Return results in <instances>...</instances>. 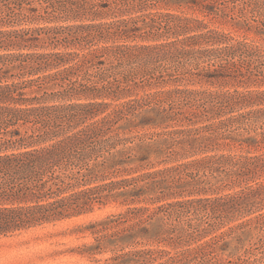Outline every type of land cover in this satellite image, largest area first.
I'll use <instances>...</instances> for the list:
<instances>
[{"label": "trees", "instance_id": "obj_1", "mask_svg": "<svg viewBox=\"0 0 264 264\" xmlns=\"http://www.w3.org/2000/svg\"><path fill=\"white\" fill-rule=\"evenodd\" d=\"M106 1H111L115 8L128 6L129 11L146 2ZM188 3L191 8L215 14L231 3L230 9H237L241 14L250 12L258 19L254 21L264 22V0H188ZM86 11L88 8L82 0H0V26H19L29 19L59 14L78 15ZM147 18L148 22L145 21ZM140 19L143 29L138 27ZM192 22L201 24L189 17L161 13L86 26L0 29V49L17 50L16 53L0 54V238L85 215L110 202H119L127 206L125 212L99 222L98 232L101 234L97 240L117 234L132 242L141 238L147 242L179 243L184 236L203 238L213 229L251 211L258 203L262 182L230 194L193 197L219 189V186L200 180L199 174H205L221 161L225 162L227 157L224 155L176 162L198 152L215 149L218 138L214 133L220 128L213 125L181 128L180 124V128L170 129L169 124L185 120L191 122L197 111L208 105L217 115L254 105L264 106V91L201 92L175 88L116 104L103 101L117 99L120 91L128 93V83L136 86L138 82L153 81L155 72L159 73L156 83L164 82V72L169 70L180 72L182 79L231 76L238 83H244V79L250 78H244L243 69L264 66V49L243 43L229 45L223 38L226 35L212 30L186 35L192 31ZM102 31L118 39L130 38L131 35L152 41L172 38L149 45L119 44L82 55L21 52L37 47L40 41L49 46L58 43L70 45ZM203 44L210 46L197 47ZM108 52L114 55L115 64L90 72L88 68L92 66L93 58ZM69 56L78 58L73 66L38 75L66 62ZM255 75L256 81H264V73ZM168 76L171 77L170 74ZM73 77L76 80H72ZM11 78L17 81L8 82ZM50 82L61 90L48 93L45 85ZM31 87L36 89L27 96L25 89ZM66 96L84 97L87 101L47 104L55 97ZM164 103L169 106L162 107ZM147 107H151L147 110L156 118L144 119L147 122L141 126L153 123L165 129L157 132L158 140L148 147L158 154L156 156L162 155L177 164L154 169L148 162V156L133 155L134 147L130 146L133 139L125 135V131H130L132 126L137 127L132 125L135 118L148 117L142 115ZM185 107H190L187 112L183 111ZM260 119L264 120V107L242 111L228 120L249 133L255 130L254 121ZM261 126L264 129V121ZM201 132L206 134L200 136ZM258 136V141L256 137L246 138L251 142L241 141L247 145L262 142L264 130ZM136 162L139 164L133 166ZM232 164L243 171H250L251 166L263 169L264 157L242 156ZM184 194L187 198L180 199ZM140 203L153 207L138 206ZM183 218L187 220L186 229L179 228ZM192 220L195 225H192ZM248 222H241L210 237L197 246L194 253L202 256L212 254L211 246L236 229L246 228L250 224ZM253 222L264 227V214ZM202 223L206 227H200ZM112 228L116 230L107 233ZM165 253L152 248L132 249L106 261L113 264H178L183 260L176 255L158 261Z\"/></svg>", "mask_w": 264, "mask_h": 264}, {"label": "rangeland", "instance_id": "obj_2", "mask_svg": "<svg viewBox=\"0 0 264 264\" xmlns=\"http://www.w3.org/2000/svg\"><path fill=\"white\" fill-rule=\"evenodd\" d=\"M88 11L79 12L78 15L71 14L69 16L65 14H59L57 16H49L44 19H29L22 25H6L0 26V29L8 30L15 28H37V27H65L72 25L86 26L89 24H103L111 23L121 19H128L129 17L137 18L141 15H153V14H174L184 17L195 19L198 22H192L190 24L192 31L186 35L199 34L207 31H217L226 35L225 41L229 45L237 43H243L246 45H255L264 49V22H257L255 17L250 12L241 14L239 10L230 9L231 3H227L222 11L218 14L214 12L205 13L196 8L189 7L188 0H171L157 2L156 0H146L140 7H135L129 11L128 6H122L115 8L111 1L106 0H82ZM239 3V2H238ZM189 5V6H188ZM33 6L38 7L37 4ZM141 8V9H139ZM119 9V10H118ZM140 10V11H139ZM261 20V18H259ZM149 21V18L145 20ZM264 21V19H263ZM258 26V27H256ZM138 27L143 29V22L139 21ZM142 31V30H141ZM133 33V32H131ZM130 38L118 39L111 35L107 31L97 32L86 37L82 41L76 40L75 43L63 45L49 46L42 41L38 42L37 47L30 49H23L21 52L29 53H77L79 55L89 53L93 50L116 46L119 44L125 45H149L155 44V42L170 41L166 37L158 39V41H152L150 39H143L142 37L135 36ZM170 36V35H168ZM179 38H182L180 36ZM225 43H222L224 45ZM221 45V46H222ZM210 45H197V47L205 48ZM15 49H0V54L16 53ZM78 58L76 56L67 57V61L47 70L41 71L38 75H47L57 70L68 68L73 66ZM110 64H115V57L111 53L98 54L93 58V63L90 68V72L97 71L99 69L107 68ZM151 67V66H150ZM253 70L252 73L249 71ZM249 72V73H248ZM264 66L257 65L248 70L243 69V76L250 79H244V83H238L237 79L230 78H214L200 79L198 77H184L180 72H174L173 70L164 72V82L156 83L155 79L158 78L159 73L155 72L152 77L153 81L142 84L138 82L136 86L133 83H128L130 91L118 93L117 99L107 98L103 101L116 104L127 100L140 99L151 93L158 91H167L175 88L190 89L195 91H229L241 90V91H264V81L262 79L255 80V74H263ZM171 75V77L168 76ZM36 77V76H34ZM177 77V78H176ZM148 78V77H147ZM72 80H76L75 77ZM149 80V78H148ZM17 81V79H8V82ZM45 90L48 93H57L61 90L58 85L53 82L45 85ZM36 89L35 87L26 88L25 92L27 96H31L30 92ZM87 100L84 97H55L52 101H48L47 104H68L76 102H85ZM154 107L153 105H151ZM167 103L162 104V107L167 108ZM264 107L254 105L245 110H236L234 112L224 111L220 115L216 114V111L211 110V106L201 107L197 111V115L191 122L186 120L178 122L176 124L170 123L169 128H196L204 127L205 125H213L218 127L214 135L217 139V145L215 149H209L206 152H198L194 155H190L184 159L176 160L177 163L190 161L192 159H199L204 156L212 155H224L226 161H221V164H216L211 170L206 171L205 174L200 172V180L209 182L214 186H219V189L215 192L196 195L193 197H215L224 194H230L242 189L245 186L264 183V168L251 166L250 171L248 169L240 170L232 163L239 157H264V141L259 143H253L247 145L246 140L248 137H256L257 141L260 140L258 136L261 132L262 122L264 120H255V130L249 133L243 132L238 129L237 123H233L228 119L237 115L242 111L252 110L255 108ZM151 107H147L142 112V115H148L146 118L141 116L135 118L134 124L137 127H131L130 131H125V135L133 139L130 146L134 147L133 155L135 157L148 156L149 164L154 169H160L177 164L168 160L162 155H158L148 145L154 143V140L158 138L157 132H163L165 129L162 127L150 125L141 126L144 119L156 118V116L148 112ZM190 108V107H189ZM189 108L185 107L184 112H187ZM102 116V115H100ZM158 120V119H157ZM224 122L220 124L221 122ZM181 124V125H180ZM241 127H243L241 125ZM261 127V128H260ZM245 128V127H244ZM254 128V127H250ZM206 132H201V135H205ZM158 140V139H157ZM241 140H246L242 142ZM251 142V141H250ZM163 158V159H162ZM164 160V161H162ZM161 161V164H160ZM139 163L132 164L137 166ZM232 180V182H231ZM236 181V182H234ZM209 186V185H208ZM214 188V187H213ZM261 195L249 213L243 217H235L229 222L219 226L218 229H213L205 237L193 238L184 236L181 242H147L145 239L138 238L132 242L131 239L125 237H118V235L110 236L108 239L97 240L101 233L98 232L101 221H108L112 215L124 213L127 206L121 205L119 202H110L103 207H96L93 212L74 217L68 220H64L55 224H49L42 227H37L20 234L0 238V264H113L106 259L113 257L122 252H126L132 249L152 248L156 250H164V254L158 261L165 260L169 256L183 258L178 264H264V227H258L253 221L260 214H264V184L261 189ZM185 194L180 199H186ZM140 205H147L153 207L151 204L140 203ZM249 221V226L246 228L236 229L230 236H225L217 244L212 247L213 253L202 256L200 253H194L197 246L201 245L204 241L209 240L210 237L220 234L227 230L229 227L235 226L241 222ZM186 218L181 219L179 228L186 229ZM97 224V225H96ZM192 225H195V221L192 220ZM200 227H206L205 223H202ZM116 229L112 228L107 231L111 233ZM184 232V231H183ZM242 232V233H241ZM168 253V254H167ZM185 257V258H184ZM134 264V263H131Z\"/></svg>", "mask_w": 264, "mask_h": 264}]
</instances>
